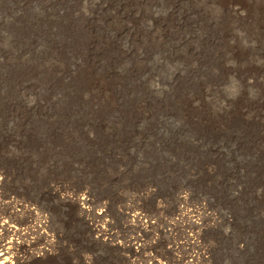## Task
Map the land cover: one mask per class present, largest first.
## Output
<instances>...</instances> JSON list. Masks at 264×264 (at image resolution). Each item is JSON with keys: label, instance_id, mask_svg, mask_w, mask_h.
<instances>
[{"label": "rangeland", "instance_id": "obj_1", "mask_svg": "<svg viewBox=\"0 0 264 264\" xmlns=\"http://www.w3.org/2000/svg\"><path fill=\"white\" fill-rule=\"evenodd\" d=\"M174 1L0 0V195L47 210L58 242L22 264L143 263L82 241L84 192L109 205L120 243L132 206L175 264L189 223L208 264H264V37L219 0Z\"/></svg>", "mask_w": 264, "mask_h": 264}, {"label": "bare ground", "instance_id": "obj_2", "mask_svg": "<svg viewBox=\"0 0 264 264\" xmlns=\"http://www.w3.org/2000/svg\"><path fill=\"white\" fill-rule=\"evenodd\" d=\"M176 3L177 0L172 3L171 11L176 9ZM218 3H220L219 6L222 12L226 10L239 19L241 18L239 22L247 24L255 34L264 37V0H246L245 4L234 0H219ZM261 50L264 51V49ZM261 59L264 62V54H262ZM261 97L264 99V90ZM260 104L263 106L262 103ZM0 184L2 183L0 182ZM72 196L73 200L71 201L78 204L81 213L86 217L84 218L85 224L91 230L90 233L94 234L93 242L88 241L84 236H82V241L93 245L98 250L99 255L103 254V247L107 245L108 247L119 248L127 244L128 248L136 247L139 250L137 252L139 253L138 258L143 254L144 260L142 264H175L162 251L158 252L155 250L156 247L145 242L148 229L152 228L151 226L155 222V218L146 211L132 206H127L118 211L125 216L129 225L128 228L134 234L129 241L120 243L119 236L113 231V216L110 214L109 205L106 202H95L86 192ZM152 202L150 203L153 204ZM198 204L199 206L195 208L199 212L202 214L209 212V216L212 215L210 213L211 210L205 203ZM190 205L189 195H180L177 197L174 210L169 215H179L181 213L179 207L188 208ZM4 207L8 209V213L6 215L7 218L0 217V264H22L35 254L45 257L52 255L56 251L58 244L57 235L53 229L50 213L47 210L42 209L37 203L24 202L22 199L15 197L4 201L0 195V209H4ZM61 209H64L62 214L65 217V205ZM191 213L195 214L196 212ZM21 214L27 215L28 220L24 223L16 221V218ZM201 225L200 223L187 224L186 228L189 230L184 237L185 240L182 246L190 249L183 254L182 258L177 259L178 262L195 264L199 261L200 264H203V261L208 264L207 255H210V252L203 246L204 242L201 241ZM168 227L169 225H164L163 229ZM168 230L170 231V229ZM178 249L179 247L176 244L169 247L172 253H176ZM32 252L35 253L32 254Z\"/></svg>", "mask_w": 264, "mask_h": 264}]
</instances>
